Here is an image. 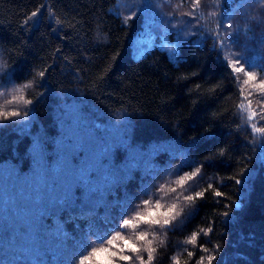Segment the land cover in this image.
<instances>
[{"label":"trees","instance_id":"16d2710c","mask_svg":"<svg viewBox=\"0 0 264 264\" xmlns=\"http://www.w3.org/2000/svg\"><path fill=\"white\" fill-rule=\"evenodd\" d=\"M160 21L164 47L157 36L132 56L141 26ZM230 57L264 78L259 0H0V108L20 113L0 119V264H73L100 244L119 251L117 231L141 248L123 254L148 264H264V134L252 130L264 119H248L264 94ZM157 200L176 205L174 227H120Z\"/></svg>","mask_w":264,"mask_h":264},{"label":"snow or ice","instance_id":"6c2138e0","mask_svg":"<svg viewBox=\"0 0 264 264\" xmlns=\"http://www.w3.org/2000/svg\"><path fill=\"white\" fill-rule=\"evenodd\" d=\"M259 2L264 3V0H259ZM191 3H192V7L194 9H199L200 4H201V0H191ZM213 3L219 8V7H222L223 0H213ZM39 12H40V7H37L36 10L31 11L25 17V19L22 21V25H27L30 22H34L36 20V18L38 17ZM49 15L54 16V13L52 12L51 9H49ZM133 15H135V13H133ZM188 15H194V13L190 12V13H188ZM209 16L216 17L217 13L211 12V13H209ZM130 19H131V17H125L124 20L122 21V23L128 24ZM197 19L198 20L199 19H205V17L201 14L197 17ZM228 19L231 20L232 17H230ZM253 19H255V18L253 17ZM55 23L56 24H62L63 22L60 19H56ZM180 23H184V22L181 21ZM71 26L72 25H69V27H71ZM217 27L223 28L224 32H227L230 25H226V24H223L221 22L217 25ZM53 30L55 31V29H53ZM234 35H235V33H232L231 35H229L227 37V39H232ZM218 38H221V37H218ZM233 43L235 44L236 42L233 40ZM225 46H226V44H225L223 38H221V43H220L219 47H225ZM112 59L114 60L115 57H112ZM241 60H242V57H237L235 59H232L230 57L227 61V67L233 73H236V74L243 73V75L245 77V79H243V84L244 85L251 84V87L253 89H257L261 94H264V78H259V80H258L257 72L255 70H253V71H247L246 70L245 65L248 64L249 62L246 59H244L243 62H241ZM252 66L255 67L256 65L252 64ZM260 66H261L262 71H264V65H260ZM4 67H6L8 69L10 66L0 64V70H3ZM46 72H47V69L41 70L37 73V75L40 78H44L46 76ZM257 80H258V83H257ZM27 86H31V85L29 84ZM19 98L23 100V103L25 105L31 103V101L24 99L23 97H19ZM240 107L243 108L244 104L242 103L240 105ZM19 115H20V113L17 111H4L2 108H0V119L8 120L11 117H16ZM258 115H259L260 119H264V104L261 105V112L260 113H257L255 111L250 110V115L248 117L249 121H251L253 119V117H257ZM252 130L255 133L264 134V128H258L254 123L252 124ZM220 151L222 152L223 149H221ZM208 159H210V157H208V156L204 157V160H208ZM200 171H201V169L199 167H197L195 169V171H192L190 173H185V175L178 177V179L176 180V183L183 186V185H185L186 181L192 180L193 177L197 176V173H199ZM240 172L243 173L244 168H241ZM233 179H235V177H233ZM235 183L238 185L241 183V180L235 179ZM212 187L213 186L211 184L208 185L209 189H211ZM204 195H205V193L203 191H197V192H195L194 196L188 195V196H185L184 199L186 201H193L195 198L203 197ZM215 195L217 197H220V196H223L224 193L221 191H215ZM142 203L144 205H148L149 201L143 200ZM160 209H161V204H160V201L157 200L155 202V210H149L147 212V214H142L141 212H136L134 218H124L122 220V223L120 224V227L121 228H126L129 226L136 227L140 223L150 224V225H158L162 228L165 226L174 227L172 222L175 221L178 216H180V212L175 211L176 205L172 204L167 209H165L164 211H160ZM224 215L227 216L228 213H225ZM210 230L211 229H205L204 231H205V233H207ZM147 236H148V233L144 232V231H138L136 233V240L146 241L148 260L150 261L153 259V253L155 252V249L149 246V245H151L152 241L147 240L146 239ZM116 239L123 240V247H121L119 249V251H112L110 248L105 247L104 244H100L98 247H92L90 251L85 249L87 254H84L83 252L78 254L74 258L73 264H117V259L119 261H123V262H130V261H133L135 259V260H139L140 264H148V262L145 261L143 259V257H141L139 255H136L135 257H133L130 255L123 254L125 250H128L132 253L138 254L141 251V248L138 247L137 244L135 242H133L132 240L125 238L121 234V232H119V231L115 232V234L111 238L108 239L107 244L113 245V243ZM196 239H197V234L195 232H193L191 234V236L188 238L187 243L194 244L196 242ZM205 251H207V250H205ZM188 255L192 256V253L189 252ZM207 259H208L209 264H212L214 257L211 255H208ZM202 260H203V257L201 258V261Z\"/></svg>","mask_w":264,"mask_h":264},{"label":"rangeland","instance_id":"374dc122","mask_svg":"<svg viewBox=\"0 0 264 264\" xmlns=\"http://www.w3.org/2000/svg\"><path fill=\"white\" fill-rule=\"evenodd\" d=\"M166 26V23L163 21H160L157 24H153V25H149L147 24H143L141 26V32L138 36L135 37L134 41H133V48L134 50L132 51V56H136L138 55L140 52H137L136 50L139 49L140 47H142L141 45H143V42L145 43H152L151 41H155L158 39V37H160L159 42L161 44H157L161 47H164V45H162V43H164L163 41V37L167 39V36L164 35L162 28ZM163 36V37H162ZM241 85V83H240Z\"/></svg>","mask_w":264,"mask_h":264}]
</instances>
